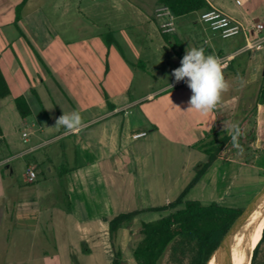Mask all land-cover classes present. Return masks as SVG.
<instances>
[{
    "label": "crops",
    "instance_id": "0c3cea01",
    "mask_svg": "<svg viewBox=\"0 0 264 264\" xmlns=\"http://www.w3.org/2000/svg\"><path fill=\"white\" fill-rule=\"evenodd\" d=\"M106 1L27 0L17 27L21 0H0V68L9 96H24L32 118L31 133H21L32 143L28 149L18 150L9 133H0L1 263L85 264L96 258L99 264H112L115 251L135 262L132 249L128 254L132 226L149 222L144 216L159 219L164 214L159 210L174 203L192 182L177 192L170 172L151 167L149 141L155 128L150 129L142 114H136L138 121L132 119L130 109L167 89L151 90L149 76L153 66L164 64V51L179 58L188 46L202 47L192 30L200 22L190 18L194 12L173 16L158 0ZM206 2L209 9L252 29L251 36L254 26L264 23V0ZM174 21H180L179 27ZM109 36L114 42H108ZM73 110L81 113L84 127L66 135L55 127L56 119ZM21 119L25 125L27 118ZM140 132L146 135L133 137ZM55 141H65L73 159L61 174L48 170L63 183L61 192L53 179L41 191L38 178L45 174L39 162L27 164L37 174L29 182L26 173L27 187L13 177L6 183V176H14L11 163ZM219 163L231 162L210 165ZM229 179L224 171L209 179L215 200L225 199ZM131 213L136 214L132 221L112 240L110 220Z\"/></svg>",
    "mask_w": 264,
    "mask_h": 264
},
{
    "label": "rangeland",
    "instance_id": "374dc122",
    "mask_svg": "<svg viewBox=\"0 0 264 264\" xmlns=\"http://www.w3.org/2000/svg\"><path fill=\"white\" fill-rule=\"evenodd\" d=\"M113 1L109 0L108 2L112 3ZM190 18L195 21L199 20V13L194 12ZM261 19L264 20V17ZM173 24L179 27L180 21H174ZM199 24L203 26L201 23ZM192 26L193 32L197 33V36L195 35L197 45L207 48L206 54H214L219 57L233 55L229 61V66L223 69L225 79L229 82L230 87L228 91L222 94L217 108L207 115L187 111L188 101L192 94L191 90L185 82H176L172 76L173 70L181 66L180 59L183 57L171 56L168 51H164L162 55L164 64L161 67L156 64V67L153 66V69L149 70V76L153 83L151 90L159 89L168 84L172 85V88L167 87L163 93L148 97L140 105L130 109L131 117L136 120V114H142L146 117L145 123L150 125V129L155 128L150 135L149 144L151 147L148 162L153 163L150 165L158 173H163L164 170L170 172V180L177 181V192L185 188L191 179L199 178L196 185L186 193L185 201L195 200L206 205L216 201L220 205L244 208L264 185V153L257 157L254 166L245 167L233 162L204 166L208 156L197 146L207 143L214 137L211 135L213 128L230 134L233 124L238 125L245 118L253 115L264 124V105H259L258 100V92L264 73V48L243 51L246 39L242 33L229 38H222L206 27L205 30H202L201 26L199 28H196L195 25ZM184 55L185 53L181 56ZM3 104H5V108H1ZM31 121L32 118L27 117L26 124L22 123L12 96L0 99V129L9 133L10 140L20 146L18 150L28 149L32 144L26 143L25 138L21 135L24 129L27 133H31ZM46 137L49 138L50 136ZM60 144H63L64 148ZM257 146L260 148L261 144L259 143ZM69 149L65 141H55L37 151L26 153L11 163L15 170L14 176H6V183L10 184L13 177L20 186L27 187L25 184V176L28 173L27 164L39 162L44 171V176L47 177V179L44 176L38 178L43 192L49 184L47 180L50 181L54 178L55 175L52 173L55 170L61 171L72 165L73 159L69 158ZM0 150H3V146H0ZM49 168L53 171L52 173L48 171ZM3 169L7 174L6 167L3 166ZM223 171L230 177L229 190L226 191L224 200L217 201L209 184V179ZM34 172L36 173L35 170ZM53 182L58 183L57 191L61 192L63 183L60 179L55 177ZM141 219L150 221L153 218L144 216ZM128 234L130 236L129 254L130 249H133L142 238L140 223L132 226L131 234L129 232ZM255 247L249 255L247 264H251ZM95 259H90L85 264H99ZM121 259L125 264H136L133 261H128L126 257ZM258 261L260 264H264V243L260 247ZM0 264L13 263L0 262ZM159 264H170L169 251L164 253Z\"/></svg>",
    "mask_w": 264,
    "mask_h": 264
},
{
    "label": "trees",
    "instance_id": "16d2710c",
    "mask_svg": "<svg viewBox=\"0 0 264 264\" xmlns=\"http://www.w3.org/2000/svg\"><path fill=\"white\" fill-rule=\"evenodd\" d=\"M26 2L27 0H21L16 7L15 24L17 27L21 18V10ZM158 2L166 6L175 17L209 9L206 0H158ZM108 42H114L112 36H109ZM179 57L183 56L179 55ZM10 94L8 81L0 68V98H6ZM258 100L259 105H264V73ZM14 103L21 118L31 115L30 106L24 96H16ZM237 131L234 144L232 132L226 134L217 128L211 130V135L214 137L207 143L197 146L208 156V162L204 166L216 160L234 161L244 166L254 164V160L264 153V124L253 115L240 122ZM259 143L260 148L257 146ZM198 179L195 177L174 203L159 210L164 213L159 219L141 224L142 238L132 249L136 264H159L166 251H169L170 264H207L224 236L239 218L243 208L228 207L216 202L206 205L195 200L185 201L186 193L196 185ZM135 215V213L120 214L110 220L109 230L112 240L118 229L129 224ZM263 243L264 229L262 238L253 251L251 264H260L258 258ZM114 254L112 264H121V253L115 251Z\"/></svg>",
    "mask_w": 264,
    "mask_h": 264
},
{
    "label": "clouds",
    "instance_id": "9594fccd",
    "mask_svg": "<svg viewBox=\"0 0 264 264\" xmlns=\"http://www.w3.org/2000/svg\"><path fill=\"white\" fill-rule=\"evenodd\" d=\"M181 66L174 69L172 76L176 82L184 81L191 90L187 111L207 115L215 110L222 94L229 90L230 84L225 79L223 66L218 56L206 54L203 47H189L185 51ZM243 83L241 79V84ZM171 89L172 85L168 84ZM55 127L63 128L65 134L79 132L84 127V120L78 110L63 112L56 119ZM238 125L231 126L232 141L236 143Z\"/></svg>",
    "mask_w": 264,
    "mask_h": 264
},
{
    "label": "built area",
    "instance_id": "2783aa9c",
    "mask_svg": "<svg viewBox=\"0 0 264 264\" xmlns=\"http://www.w3.org/2000/svg\"><path fill=\"white\" fill-rule=\"evenodd\" d=\"M199 22L208 28L213 33L221 36L222 38H229L242 33L246 38V44L243 51L248 50H261L264 48V23H258L254 26V36L250 35L252 29L245 27L242 23L235 20L226 13L216 9L210 8L199 13ZM168 32H172L173 28H167ZM219 57V56H218ZM233 56L219 57L223 69L227 68ZM146 132L134 134V138L143 137ZM36 178V173L33 169L28 171V181L33 182Z\"/></svg>",
    "mask_w": 264,
    "mask_h": 264
},
{
    "label": "bare ground",
    "instance_id": "6f19581e",
    "mask_svg": "<svg viewBox=\"0 0 264 264\" xmlns=\"http://www.w3.org/2000/svg\"><path fill=\"white\" fill-rule=\"evenodd\" d=\"M264 229V205L246 222L230 245L229 264H247L249 255L258 244ZM207 264H221L220 255L214 254Z\"/></svg>",
    "mask_w": 264,
    "mask_h": 264
},
{
    "label": "water",
    "instance_id": "95a60500",
    "mask_svg": "<svg viewBox=\"0 0 264 264\" xmlns=\"http://www.w3.org/2000/svg\"><path fill=\"white\" fill-rule=\"evenodd\" d=\"M264 205V185L262 188L252 197V199L243 208L237 221L232 225L227 234L224 236L219 247L214 251L212 256L216 253L220 255L221 264H229V251L232 239L238 235L246 222ZM211 256V257H212ZM210 257V258H211ZM210 260V259H209ZM121 264H125L122 262Z\"/></svg>",
    "mask_w": 264,
    "mask_h": 264
}]
</instances>
